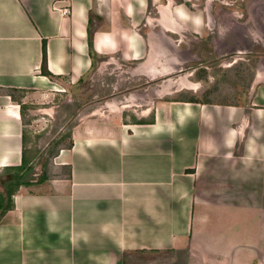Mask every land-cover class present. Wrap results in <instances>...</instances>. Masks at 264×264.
<instances>
[{"label": "crops", "instance_id": "crops-1", "mask_svg": "<svg viewBox=\"0 0 264 264\" xmlns=\"http://www.w3.org/2000/svg\"><path fill=\"white\" fill-rule=\"evenodd\" d=\"M229 1L0 0V169L20 165L24 145L31 165L38 157L28 156L20 105L5 89L46 103L92 67L167 66L168 46L186 50L185 36L215 30ZM43 41L55 79L40 74ZM258 78L238 104L174 101L149 122L73 127L70 148L51 159L70 176L12 195L0 264H124L131 253L170 251L189 264H264Z\"/></svg>", "mask_w": 264, "mask_h": 264}, {"label": "rangeland", "instance_id": "rangeland-1", "mask_svg": "<svg viewBox=\"0 0 264 264\" xmlns=\"http://www.w3.org/2000/svg\"><path fill=\"white\" fill-rule=\"evenodd\" d=\"M228 3L227 13L218 19L216 15L214 28L221 31L218 34L215 30L205 31L200 37L185 36V41L190 42L184 44L187 49L183 51L168 46L167 66L130 62L116 67H92L81 82L67 85L46 103L26 100L27 93L16 92L22 105L28 156H38L31 173L32 182L21 186L22 191L49 190L47 182L35 180L44 170L42 165L50 151L68 145L73 127L79 124L149 122L153 120L155 106L178 99L243 102V94L253 78L257 75L260 81L264 80V0ZM219 7L223 5L215 4L213 13ZM179 64L184 66H176ZM49 161L48 178L66 174L64 167H55ZM124 264H189V261L180 252H136L126 255Z\"/></svg>", "mask_w": 264, "mask_h": 264}, {"label": "trees", "instance_id": "trees-1", "mask_svg": "<svg viewBox=\"0 0 264 264\" xmlns=\"http://www.w3.org/2000/svg\"><path fill=\"white\" fill-rule=\"evenodd\" d=\"M89 47H90L89 53L92 54L91 39H89ZM42 54H43V57H42V63L40 66V74L45 75L49 77L50 79L57 78L55 75H53L46 69L45 41H43V44H42ZM82 78L83 76L78 79L77 83L81 82ZM3 92H5L6 95L10 96L11 100L18 102V104L20 105V112H21V117L23 120L22 105L18 101L15 93L21 92L24 94L26 90L25 89H20V90L5 89ZM178 100L179 101H190V102L194 101V100H185V99H178ZM25 142L26 140H25V131H24L23 132V143L25 144ZM71 143L72 142H70L65 147H59L57 149H52L50 151L49 156L45 159L42 165L44 170L40 174V177L37 180H35V182L39 183V182H42L48 179V175H46V170H47V165L50 162L49 160H51L53 157H55L58 154L59 149L70 148ZM33 168H34V165H31L30 160H28L26 157L25 145H24L21 164L17 166H8V167H4L0 169L1 184L3 187V189L0 191V217L3 216L8 210L13 208L12 195L18 190V188L21 186H27L32 182L33 178L31 177V173H32ZM6 173H9L10 176L5 178L4 175ZM70 173H71V169L70 167H68L67 175L70 176ZM5 197H6V203L4 204L3 201Z\"/></svg>", "mask_w": 264, "mask_h": 264}]
</instances>
